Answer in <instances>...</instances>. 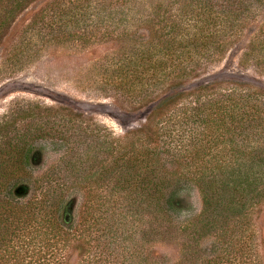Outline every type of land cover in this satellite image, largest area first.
<instances>
[{
    "label": "trees",
    "instance_id": "obj_1",
    "mask_svg": "<svg viewBox=\"0 0 264 264\" xmlns=\"http://www.w3.org/2000/svg\"><path fill=\"white\" fill-rule=\"evenodd\" d=\"M261 2L179 0L177 14L170 9L140 23L150 34L146 41L137 32L142 19L124 11L70 18L75 27L72 39L117 45L115 55L102 66L100 83L120 94L135 112L153 108L146 124L127 133L119 147L86 132L79 131L76 138L67 136L66 129L82 126L72 118L61 121V129H41L42 138L56 140L55 149L69 151L64 163L70 171L61 175L63 184L46 191L44 212L40 201L26 206L15 203L28 196L30 186L21 185L27 193L18 196L20 187L12 188L17 167L6 165L9 170L0 164V241L6 243L0 254L3 264H73L71 252L78 254V264H135V253L125 261L127 239L122 236L128 234V240L134 241L135 223L145 224L149 213L159 228L169 226L170 236L178 229L176 220L191 212L193 189L201 195L203 210L180 230L187 233L193 228L199 239L217 238L222 248L207 263L261 264L254 218L264 203V89L242 81L188 86L201 79L211 63L232 51L239 52L241 67L264 74V20L258 35L254 36L255 31H250V37L245 34L249 23H255ZM12 3L0 0V45L6 36L2 32L19 8ZM66 27L65 22L60 31H51L66 36ZM21 49L15 47L10 54L17 56ZM33 142L29 134L7 142L0 148V159L8 146L10 160L30 167L45 150L36 149ZM55 176L45 180L57 183ZM67 184H82L86 192L76 224L66 210ZM21 217L46 223L44 238L40 231L29 232L19 237L23 244L11 245L8 237L14 232L8 222H21ZM103 224L105 230L95 240L93 251L92 230ZM51 234L54 253L48 258L41 251L45 246L51 250L45 238ZM147 235L143 230L142 240ZM39 237L45 246L40 247ZM141 256L140 264H150L146 255Z\"/></svg>",
    "mask_w": 264,
    "mask_h": 264
},
{
    "label": "rangeland",
    "instance_id": "obj_2",
    "mask_svg": "<svg viewBox=\"0 0 264 264\" xmlns=\"http://www.w3.org/2000/svg\"><path fill=\"white\" fill-rule=\"evenodd\" d=\"M7 1L10 4L13 1L12 5L19 8L15 10L13 19L2 32L6 36L0 45V148L13 139L29 134L34 137L35 148L45 150L40 152L36 162L33 161L30 167H25L18 159L10 160L9 156H6L10 149L7 146L0 164L4 163L3 167L9 170L7 166L17 167V180L12 186L13 190L21 185L30 186L28 196L15 200V203L26 206L40 201L44 212L46 191L55 184L59 185L61 177L70 171L64 163L69 157V151L55 149L53 141L56 140L42 138L41 129L47 131L61 129L63 128L61 121H69L72 118L77 126H82L78 127L80 129L77 127L66 129L67 136L74 135L76 138L79 131L86 132L100 140L114 142L115 146L119 147L124 145L127 133L140 129L146 124L153 108L152 106L135 112V108L120 94L100 83L102 66L107 64V59L115 55L117 45L98 42V39L93 42H87L86 38L72 39L71 34L75 31V27L74 24L69 23L70 18L76 14H94L99 11L102 14L124 11V14L137 15L138 19H142L138 24L137 32L140 40L146 41L150 34L145 25L140 23L150 16L169 13L170 9L172 14H177L180 4H177L179 0H23L25 3L19 6L16 2L22 0ZM262 20H264V0L259 5L255 23H249L248 28L251 29H246L245 34H249L250 37V31H255L254 36L258 35ZM65 22L66 36H58L57 32H52L60 31ZM79 33L82 34L81 31ZM15 47L22 48L17 56H14V53L10 54ZM239 57V52L232 51L222 59L218 58L216 62L210 64L208 72L202 74L204 76L201 79L191 81L193 83L188 86L193 88L214 81H242L264 89V74L241 67ZM49 120L51 122L47 123ZM75 138L73 140H76ZM104 158L106 159L102 155L101 159ZM95 171H98V168ZM55 174L57 183L45 180L49 175ZM83 187L82 184L64 185L67 191L66 210L74 223L79 222L85 201L86 192ZM189 201L192 205L191 212L176 220L175 225L178 229L170 236L169 226L164 225L159 228L150 213L146 217L145 224L135 223L137 233L134 234L135 240L129 241L128 234L122 236V240L127 239L124 244L127 250L123 253L126 255L125 261H129V255L134 253L137 255L135 264H140L143 254L148 257L150 264L153 261H159L161 264H208L209 259L217 256L216 253L222 245L216 237L199 239L193 228L187 233L180 230V227L193 221L203 210L198 189L191 190ZM104 219L107 224L106 215ZM103 222L102 220L101 223ZM106 224L92 230L93 251L97 246L95 240L103 235ZM8 225L14 232L13 236L8 237V241L11 239V245L23 244L24 239L19 237L27 236L29 232L40 231L44 238L47 229L46 223L35 219L26 221L25 217H21V222L10 219ZM254 229L257 253L260 263L264 264V203L257 209ZM143 230L148 234L145 241L142 240ZM45 238L50 240L51 250L49 251L45 244H42L43 239L39 237L40 247L45 246L41 255L51 258L54 253V239L52 234ZM5 244L0 241V254L6 249ZM107 253L108 257L112 258L111 246ZM70 256L73 264L79 263L77 253L71 252ZM1 258L2 255H0V264H3ZM33 259L35 262L38 261L39 254L37 253ZM28 261L30 259H27L26 263Z\"/></svg>",
    "mask_w": 264,
    "mask_h": 264
},
{
    "label": "water",
    "instance_id": "obj_3",
    "mask_svg": "<svg viewBox=\"0 0 264 264\" xmlns=\"http://www.w3.org/2000/svg\"><path fill=\"white\" fill-rule=\"evenodd\" d=\"M27 193V189L25 187H20L19 189H17L16 194L18 196H23Z\"/></svg>",
    "mask_w": 264,
    "mask_h": 264
}]
</instances>
